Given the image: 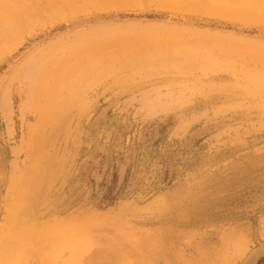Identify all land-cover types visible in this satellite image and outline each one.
Wrapping results in <instances>:
<instances>
[{"label": "rangeland", "instance_id": "374dc122", "mask_svg": "<svg viewBox=\"0 0 264 264\" xmlns=\"http://www.w3.org/2000/svg\"><path fill=\"white\" fill-rule=\"evenodd\" d=\"M0 29V264L263 249L264 0H0ZM45 55L55 79L24 83ZM53 90L60 117L26 152L34 95ZM51 147L56 179L38 177Z\"/></svg>", "mask_w": 264, "mask_h": 264}, {"label": "bare ground", "instance_id": "6f19581e", "mask_svg": "<svg viewBox=\"0 0 264 264\" xmlns=\"http://www.w3.org/2000/svg\"><path fill=\"white\" fill-rule=\"evenodd\" d=\"M203 1V0H202ZM205 1V0H204ZM0 31H1V29H0ZM6 33H2V32H0V35L2 36V37H0V39H2V38H4L5 39V37H3L4 35H5ZM6 36V35H5ZM46 57V55L44 56V57H42V58H45ZM30 58V57H29ZM52 58V57H51ZM51 58H49V59H51ZM55 58V57H54ZM63 59V58H62ZM1 60V59H0ZM38 60V59H37ZM55 60V59H54ZM30 62V61H29ZM39 62V63H38ZM37 63H35L34 65H33V67H31L30 69L29 68H27V72H25V74L23 73V80H24V83L25 82H27V83H36L37 85L39 84V86L40 85H43L44 83H46L45 81H44V79L46 78V75H47V73L50 75V73L51 74H53V76H54V79H55V77H56V75L58 74V67L60 66V64L58 63V61L56 62V60L55 61H53V60H48V57H46V59L45 60H42V61H38ZM26 63H27V61H26ZM34 63V62H33ZM60 63H61V61H60ZM185 67V66H184ZM21 68V67H20ZM23 69V68H22ZM63 69V68H62ZM65 69V68H64ZM187 69V68H186ZM21 70V69H20ZM180 70V69H179ZM185 70V69H184ZM183 70V71H184ZM72 71V70H71ZM188 71V70H187ZM186 71V72H187ZM18 72V71H17ZM22 72H24V71H22ZM53 72V73H52ZM69 72H70V70H69ZM21 73V72H20ZM62 73V72H61ZM182 73V72H181ZM189 72H187V74H188ZM19 74V73H18ZM189 74H192L191 73V71H190V73ZM51 76V77H50ZM49 76V78H53V76L52 75H50ZM67 76V75H66ZM187 76V75H186ZM47 77H48V75H47ZM22 78V77H21ZM57 78H60V77H58L57 76ZM53 79V80H54ZM45 80H47V82L49 81L48 79H45ZM66 80V79H65ZM43 81H44V83H43ZM43 83V84H42ZM63 84V83H62ZM59 86V85H58ZM28 87V86H27ZM31 87V86H30ZM35 87V86H34ZM7 88V87H6ZM41 88V87H40ZM51 88V87H50ZM47 89V88H46ZM48 90V89H47ZM51 90H52V88H51ZM56 90V89H55ZM55 90H53L52 92L51 91H49L48 93H46V92H37L35 95H34V100H38V101H40V100H43V102L45 101V104L43 103L42 104V107L40 108H37L36 110H35V114H34V117L37 119L36 120V124L35 125H33V127L30 129V131H28L29 132V142L27 141V144H25V147H24V150L26 151V152H31V151H39V149H40V145H39V143H37L36 141H37V139H36V141H34L33 142V140L32 141H30L31 140V138H33V136H34V134L35 133H37V131L39 132V130H40V128L41 127H43V126H46L45 124H53L54 123V121H55V119H57L58 117H57V115L59 114V112L57 111H55V110H53L54 108L52 107V100L56 97V94H55ZM32 93H33V91H32ZM56 93H57V95H58V92L56 91ZM5 94V93H4ZM6 95V94H5ZM31 97V96H30ZM33 98V97H32ZM57 99V98H56ZM3 101V100H2ZM37 103V102H36ZM35 104V103H34ZM36 108V107H35ZM53 108V109H52ZM53 110V111H52ZM31 111V110H30ZM56 112V117L57 118H54V115L53 114H55V113H52V112ZM6 113V112H5ZM24 112H22V114H23ZM30 113V112H29ZM2 114H4V113H2ZM5 116V115H4ZM22 116V115H21ZM24 116V115H23ZM59 117H60V115H58ZM30 119V118H29ZM57 124V123H56ZM56 124H54V126L56 125ZM64 124V123H63ZM47 126H49V128L51 129V127H50V125H47ZM60 126V125H59ZM31 127V126H30ZM56 127H57V125H56ZM56 127H54V129H56ZM61 128V127H60ZM44 129V128H43ZM54 129H52V130H54ZM27 130H29V128L27 129ZM45 130V129H44ZM47 130V129H46ZM40 131H42V129L40 130ZM55 131V130H54ZM43 132H45V131H42V133ZM49 132V131H48ZM53 132V131H52ZM50 133V132H49ZM56 133V132H55ZM44 134V133H43ZM52 134V133H51ZM51 134L49 135V136H51ZM36 135V134H35ZM37 135H39V134H37ZM36 135V136H37ZM41 135V134H40ZM55 135V134H54ZM46 136V135H45ZM48 136V135H47ZM38 137V136H37ZM55 137V136H54ZM35 138V137H34ZM48 139V138H47ZM51 139V138H50ZM42 140V139H41ZM43 141H44V139H43ZM43 141H42V144H44L43 143ZM36 142V143H35ZM42 146V145H41ZM55 146V145H54ZM52 148V147H51ZM54 148H56V147H54ZM57 151H58V148H57ZM16 153V152H15ZM50 153V154H49ZM49 153H45V155L42 157L41 156V154L39 155V156H37L36 158H34V160H33V158L31 159V160H29V162L30 163H32V166L33 165H35V164H37V163H39V162H43V163H46V161L47 162H51V165H47L45 168H41V169H34L33 171H34V173L39 177V176H41L42 177V175H43V173L44 174H49L50 176L52 175V178L54 177L55 178V176H53V174L55 175V173L58 171H55L56 170V164H55V162H54V160H53V158L56 156L55 154H56V150L55 149H51V152H49ZM46 154H48V157H47V155ZM14 155V154H13ZM16 155V154H15ZM56 159V158H55ZM59 161V160H58ZM53 163V164H52ZM57 163V162H56ZM48 164H50V163H48ZM58 165H60V162H58V164H57V166ZM61 165H62V163H61ZM56 167V168H55ZM29 168H27L25 171H29V172H33V171H30V170H28ZM43 169V170H42ZM60 171H61V169H59ZM45 175H43V177H44ZM60 176V175H59ZM48 176L46 175V178H47ZM45 178V177H44ZM52 178H50L49 177V179H52ZM56 179V178H55ZM9 196V195H8ZM7 197V196H6ZM5 197V198H6ZM7 199V198H6ZM9 199V198H8ZM84 217H87V215H83ZM90 216V215H89ZM93 216V215H92ZM95 216V215H94ZM93 216V217H94ZM97 216H99V215H97ZM103 215H101V217H102ZM110 216H112V215H110ZM83 217V218H84ZM92 217V218H93ZM90 218H91V216H90ZM95 218V217H94ZM108 218V217H107ZM78 219H80V218H78ZM98 220H100L99 218H97ZM104 219V218H103ZM74 220H75V218H74ZM83 220V219H82ZM102 220V219H101ZM100 220V221H101ZM76 221V220H75ZM223 235L224 236H222V238L226 241V239L225 238H227V239H229V240H231L233 237H235L236 235H238V232L235 230V231H229V232H227L226 234H224L223 233ZM234 239V238H233ZM232 239V240H233Z\"/></svg>", "mask_w": 264, "mask_h": 264}, {"label": "water", "instance_id": "95a60500", "mask_svg": "<svg viewBox=\"0 0 264 264\" xmlns=\"http://www.w3.org/2000/svg\"><path fill=\"white\" fill-rule=\"evenodd\" d=\"M263 256H264V247H263V249H262L261 251L256 252L255 254H253V255L247 260V262H246L245 264H256V263L259 261V259H260L261 257H263Z\"/></svg>", "mask_w": 264, "mask_h": 264}, {"label": "trees", "instance_id": "16d2710c", "mask_svg": "<svg viewBox=\"0 0 264 264\" xmlns=\"http://www.w3.org/2000/svg\"><path fill=\"white\" fill-rule=\"evenodd\" d=\"M258 264H264V258L261 259V260L258 262Z\"/></svg>", "mask_w": 264, "mask_h": 264}]
</instances>
